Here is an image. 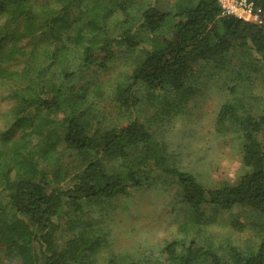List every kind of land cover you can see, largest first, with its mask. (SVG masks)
I'll return each instance as SVG.
<instances>
[{
	"label": "trees",
	"instance_id": "1",
	"mask_svg": "<svg viewBox=\"0 0 264 264\" xmlns=\"http://www.w3.org/2000/svg\"><path fill=\"white\" fill-rule=\"evenodd\" d=\"M249 1L260 22L218 0H0V264H264V0ZM202 76L224 77L214 126L241 143L217 187L170 143ZM163 179L177 236L114 250L116 200ZM225 212L238 237L215 230Z\"/></svg>",
	"mask_w": 264,
	"mask_h": 264
},
{
	"label": "rangeland",
	"instance_id": "2",
	"mask_svg": "<svg viewBox=\"0 0 264 264\" xmlns=\"http://www.w3.org/2000/svg\"><path fill=\"white\" fill-rule=\"evenodd\" d=\"M116 64L115 69L106 70L101 75L108 77L114 70L117 73L121 65ZM203 78L201 94L191 104L194 116L175 122L170 143L172 153L182 169L195 174L207 186L217 187L222 182H236L242 172L241 143L233 135L219 137L214 126L216 115L229 96L224 77L208 81ZM9 106L0 97V110L4 111ZM163 181L157 180L158 184L116 200L115 208L108 216L115 241L114 250L124 248L132 251L139 245L142 249L157 250L158 246L177 236L176 228L184 219L179 192L175 185ZM229 219L228 212L220 215L215 230L220 235L231 232V235L238 237L239 233L228 227ZM4 264L19 263L5 260Z\"/></svg>",
	"mask_w": 264,
	"mask_h": 264
},
{
	"label": "built area",
	"instance_id": "3",
	"mask_svg": "<svg viewBox=\"0 0 264 264\" xmlns=\"http://www.w3.org/2000/svg\"><path fill=\"white\" fill-rule=\"evenodd\" d=\"M222 15H234L249 21L260 22L258 14L254 11L253 2L249 0H218Z\"/></svg>",
	"mask_w": 264,
	"mask_h": 264
}]
</instances>
